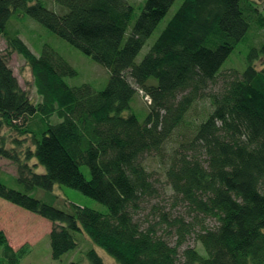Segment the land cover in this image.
I'll use <instances>...</instances> for the list:
<instances>
[{
    "label": "trees",
    "instance_id": "trees-1",
    "mask_svg": "<svg viewBox=\"0 0 264 264\" xmlns=\"http://www.w3.org/2000/svg\"><path fill=\"white\" fill-rule=\"evenodd\" d=\"M54 1L65 11L40 0H0V34L31 66L41 96L30 97L0 51V156L17 165L24 187L0 182V198L53 222L54 259L76 249L74 232H81L117 264H264V64H255L264 59V42L251 48L243 71L222 70L252 27L255 41L264 30L258 2L184 0L137 63L176 0H146L129 35L135 6L128 0ZM19 10L107 67V86L71 85L67 78L78 72L63 55L50 46L33 53L8 27ZM140 90L150 98L143 120L132 108ZM204 99L212 110L192 124L187 115ZM36 115L46 125L41 134L29 127ZM182 126L192 134L169 152L167 208L152 203L162 193L143 158L162 156ZM56 184L78 189L108 212L76 204L67 210L31 194ZM150 203L153 220L143 222L139 215ZM179 207L184 212L173 211ZM190 236L199 248L188 245ZM29 250H15L0 226V264H21ZM86 256L106 264L95 248Z\"/></svg>",
    "mask_w": 264,
    "mask_h": 264
},
{
    "label": "rangeland",
    "instance_id": "rangeland-1",
    "mask_svg": "<svg viewBox=\"0 0 264 264\" xmlns=\"http://www.w3.org/2000/svg\"><path fill=\"white\" fill-rule=\"evenodd\" d=\"M40 1L56 12L62 13L65 11V8L57 4L54 0ZM183 1L184 0H176L174 2L167 15L159 23L144 44L136 58L137 63L141 62L149 52L151 46L165 29ZM256 1L258 2L260 9L264 11V0ZM128 2L135 6V14L128 31L129 35L133 24L145 6L146 0H128ZM8 27L13 31H17L22 40L36 55H40L45 46H50L63 55L78 72L76 76L67 78L69 84L78 86L84 83H89L97 90L104 89L107 86L111 73L107 67L95 61L91 56L85 54L67 40L57 36L54 32L30 17L23 10H19L13 14ZM263 33L264 30L259 31L256 41L261 42L257 43L255 39H252L255 36L254 27H252L246 39L237 46L223 64L222 70L226 69L229 71L230 69L235 68L243 71L247 65V58L251 48H260L264 42ZM0 51L7 57L21 87L29 93L34 101H40L41 96H39L37 92L31 66L21 54L10 51V48L7 47L5 37L1 34ZM255 64L257 67L261 68L264 64V59H256ZM129 79L133 82L132 78L129 77ZM149 101L150 98L148 99L142 90L135 95L132 101L133 111L138 115L140 120H143L149 112ZM211 110L212 105L210 100H199L188 113L187 119L191 121L192 124H195L205 118ZM57 121L58 118L54 116L52 122L55 123ZM29 124L31 129L40 134L46 127L39 115L32 117ZM5 133H9L8 130H5ZM190 134H192L191 129L187 128V126H182L176 131L171 141L164 147L162 150V156L159 154H148L144 156L143 163L148 170L153 173L156 184L162 193V196L153 199L152 203L158 202L159 204L166 205L167 208H171V189L166 177V166L168 164L169 152L171 151V147L175 145L177 141L184 138L188 139ZM32 162H34V160H32ZM82 170L87 178L91 177L88 166L83 165ZM39 171L44 172L45 168L41 166L38 169V172ZM17 172V165L13 161L0 156V182L5 183L9 187L24 190V187L18 181ZM31 194L44 202L67 210H70L71 204H76L94 208L104 213L108 212L107 206L101 202L85 195L78 189L67 185L56 184L51 191L36 188ZM145 206V209L142 210L139 217L143 222L146 220L151 221L153 220V215L150 214L149 209L151 208V203L146 204ZM173 211L176 213L184 212V207L173 209ZM0 221V226L2 225L1 228L7 235L10 245L15 250L20 249L22 246L30 249L28 254L23 257L21 264H68L71 261L78 262L79 264H90L86 252L91 248L97 250L106 264H117L113 257L107 254L102 248L95 245L85 233L81 232H74V235L78 240L77 248L65 253L60 259H54L52 256L50 240V232L54 225L53 222L2 198H0ZM206 223L210 227L217 225L216 220L214 219H207ZM20 228H22L21 231L19 230ZM171 240L173 241L174 238H171ZM188 245L196 246L198 248L200 247V244L194 236L189 237Z\"/></svg>",
    "mask_w": 264,
    "mask_h": 264
},
{
    "label": "crops",
    "instance_id": "crops-1",
    "mask_svg": "<svg viewBox=\"0 0 264 264\" xmlns=\"http://www.w3.org/2000/svg\"><path fill=\"white\" fill-rule=\"evenodd\" d=\"M0 224H1V221H0ZM2 226V225H1ZM20 231L22 230V228L19 229Z\"/></svg>",
    "mask_w": 264,
    "mask_h": 264
},
{
    "label": "built area",
    "instance_id": "built-area-1",
    "mask_svg": "<svg viewBox=\"0 0 264 264\" xmlns=\"http://www.w3.org/2000/svg\"><path fill=\"white\" fill-rule=\"evenodd\" d=\"M148 97V96H147ZM148 99H149V97H148Z\"/></svg>",
    "mask_w": 264,
    "mask_h": 264
}]
</instances>
